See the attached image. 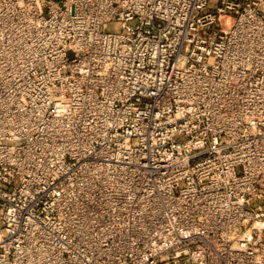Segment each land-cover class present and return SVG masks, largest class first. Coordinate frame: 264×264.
Wrapping results in <instances>:
<instances>
[{"label":"built area","instance_id":"2783aa9c","mask_svg":"<svg viewBox=\"0 0 264 264\" xmlns=\"http://www.w3.org/2000/svg\"><path fill=\"white\" fill-rule=\"evenodd\" d=\"M0 264H264V0H0Z\"/></svg>","mask_w":264,"mask_h":264},{"label":"rangeland","instance_id":"374dc122","mask_svg":"<svg viewBox=\"0 0 264 264\" xmlns=\"http://www.w3.org/2000/svg\"><path fill=\"white\" fill-rule=\"evenodd\" d=\"M117 25L115 23L111 24V28L115 29Z\"/></svg>","mask_w":264,"mask_h":264}]
</instances>
